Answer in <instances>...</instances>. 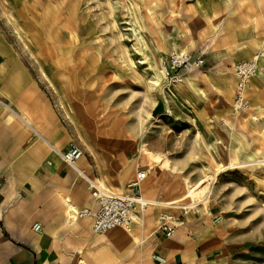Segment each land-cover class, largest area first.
<instances>
[{
    "label": "rangeland",
    "instance_id": "374dc122",
    "mask_svg": "<svg viewBox=\"0 0 264 264\" xmlns=\"http://www.w3.org/2000/svg\"><path fill=\"white\" fill-rule=\"evenodd\" d=\"M0 36L20 67L18 76L36 89L20 99L28 116L13 110L36 120L40 132L56 134L64 144L57 151L78 145L84 153L78 163L83 162L95 185L117 195L131 193L137 172L145 171L139 188L149 181L159 186L162 198L167 196L162 202H177L185 198L187 185L203 184L207 191L212 183L206 200L185 198L173 206H156L155 221L165 209L184 207L190 213L211 205L221 218L214 230L218 251L198 264H264V0H0ZM172 53L204 59L205 65L175 84L163 70ZM253 58L259 73L247 87L249 108L235 113L234 67ZM4 111L8 121L25 131L24 141L29 139L12 150L0 148L3 219L12 215L15 221L16 205L27 196L7 194L16 187L17 163L2 162L3 156L12 151L21 160L41 145L65 163L9 109ZM21 134L15 131L12 140ZM141 150L158 154L168 165L150 171L148 155L138 156ZM76 178L59 180L49 195L43 194L46 185L39 184L25 203L35 205V222L61 225L57 238L61 234L76 243V264H88L76 222L89 223L78 216V221H68L65 209L66 199L73 200L76 212L92 206L94 188ZM156 207L141 212L125 230L133 232ZM0 239L3 264L9 239ZM95 258L102 264L101 256ZM128 262L137 264L133 255ZM113 264L126 261L116 256Z\"/></svg>",
    "mask_w": 264,
    "mask_h": 264
},
{
    "label": "crops",
    "instance_id": "0c3cea01",
    "mask_svg": "<svg viewBox=\"0 0 264 264\" xmlns=\"http://www.w3.org/2000/svg\"><path fill=\"white\" fill-rule=\"evenodd\" d=\"M19 68L17 61L12 59L10 47L0 36V101H2L0 103V148L6 147L12 150L14 146L27 145L29 140L24 141L26 140L24 139L25 131L20 126L13 125L11 121H8L4 108L9 109L49 148L63 147L64 144L59 142L56 134L40 132L33 122L36 120L31 118L29 120L13 110V108L18 109L23 115L28 116L26 114L29 113L23 109L20 99L23 95L36 90L30 81L18 76ZM253 92L260 101L259 89L255 88ZM35 106L37 107V105ZM15 131L22 133L20 139L17 136V141L12 140ZM16 142L18 143L16 144ZM10 152L6 154V158L3 156L2 162L17 163L16 172L13 174L15 175L13 183L16 187L7 194L17 197L25 195L27 198H22V202L17 203L16 206L20 208L16 210L17 219L15 221L10 219L12 215L3 219L5 205H1L0 200V223L4 222L2 225L6 229V236H4L3 230L0 228V237L9 239L5 244L7 251L4 252L3 264H76L79 257L76 243L68 241L66 236L62 237L61 234L57 238L56 229L61 225L52 227L47 219H38L35 222V205L29 206L25 201L32 196L30 191H34V188L39 184L46 185L44 189L46 192L44 191L43 194L49 195L54 192L56 183L61 179L69 181L76 176V179L84 180L81 174L77 175L78 170L90 177L83 162L78 163L76 168H72L70 174L71 169L66 164L60 163L51 151L41 145L36 146L31 156L21 160H17V156H13L12 151ZM43 163V172H38V165ZM39 181L42 182L39 183ZM140 193L141 198L147 202L143 213L154 205L155 207L158 205L173 206V204H169L171 202H162L163 199H167V196L162 198L159 186L152 185L149 181L140 187ZM0 194L5 193L2 191ZM124 194H130V192L125 191L122 195ZM95 206L94 201V204L89 208H95ZM176 208L165 209L166 212L160 214L171 215L179 220L176 232L169 238L157 230L155 215L160 210L157 207L151 209L146 217L144 216V223L137 224L133 232L126 231L124 227H116L102 235L93 234L89 219L83 218L89 225L86 222L78 221V217L75 215V203L72 199H66L65 210L69 213L68 221H78L76 226L82 234L81 242L78 244L85 253H89L86 256L88 264H96L98 260L95 256H101L102 264H113L116 256L121 257L128 264L130 255H133V261H136L137 264H162L154 260L155 256L162 258L163 264H198L211 259L218 251L217 234L214 231L217 224L214 223V219L220 216V212L211 205L206 208L200 207L187 214H184L182 208ZM24 210L27 212L25 220L22 219ZM139 214L142 213L137 209L136 218L139 217ZM34 222L41 225V232L34 231ZM8 229H16V231L13 230L12 233ZM1 241L3 240L0 239V243Z\"/></svg>",
    "mask_w": 264,
    "mask_h": 264
},
{
    "label": "built area",
    "instance_id": "2783aa9c",
    "mask_svg": "<svg viewBox=\"0 0 264 264\" xmlns=\"http://www.w3.org/2000/svg\"><path fill=\"white\" fill-rule=\"evenodd\" d=\"M205 65V60L195 58L185 53H172L163 62V70L167 77L175 84L182 83L184 76L195 68ZM259 73L258 61L253 58L249 61L240 62L234 67V74L237 84L234 97L235 113L244 112L249 108L247 99V87ZM2 103V101H0ZM62 161L70 168H73L84 156L82 149L75 144H70L64 151L57 152ZM147 178V172L138 171L136 181L129 188L130 194L114 195L105 193L103 190L94 189L95 208H87L78 212L79 218H87L91 221V230L94 234H105L116 227H129L135 222L136 211L144 212L147 202L141 198L139 185ZM187 214V208L182 209ZM221 218L214 219L219 224ZM179 225V220L171 215H160L157 220V230L167 238L174 235ZM34 231L41 232V225L35 224ZM158 263H164L160 257H154Z\"/></svg>",
    "mask_w": 264,
    "mask_h": 264
},
{
    "label": "bare ground",
    "instance_id": "6f19581e",
    "mask_svg": "<svg viewBox=\"0 0 264 264\" xmlns=\"http://www.w3.org/2000/svg\"><path fill=\"white\" fill-rule=\"evenodd\" d=\"M25 3V2H24ZM18 5V4H17ZM45 6V5H44ZM73 6V5H72ZM47 7V6H46ZM206 8V7H205ZM204 8V9H205ZM201 9V8H200ZM206 9H208V8H206ZM197 10V9H196ZM211 10V9H210ZM43 11V10H42ZM203 12V11H202ZM207 13V12H206ZM44 14V13H43ZM205 16V15H204ZM43 20V19H42ZM56 24V23H55ZM65 25H66V23H64ZM68 25V24H67ZM41 26V25H40ZM68 28V27H67ZM64 29H65V27H64ZM65 30H67V29H65ZM70 32V31H69ZM68 34V33H67ZM48 40V39H47ZM47 40H46V42H47ZM209 40V39H208ZM49 41V40H48ZM246 41V40H245ZM184 43H186V42H184ZM205 44V43H204ZM203 44V45H204ZM257 44V43H256ZM251 45V44H250ZM52 46V45H51ZM53 46H54V43H53ZM239 46V45H238ZM237 46V47H238ZM248 46V45H247ZM38 47V46H37ZM203 47V46H202ZM183 49V48H182ZM204 49V48H203ZM260 49V48H259ZM41 50V49H40ZM237 50V49H236ZM42 51V50H41ZM44 54V53H43ZM256 54V53H255ZM53 55H54V53H53ZM66 55V54H65ZM256 56V55H255ZM50 58V57H49ZM262 58V57H261ZM55 59V58H54ZM54 61V60H53ZM58 61V60H57ZM224 72V71H223ZM230 73V72H229ZM262 75V74H261ZM262 77V76H261ZM206 80V79H205ZM229 80V79H228ZM155 84L156 85H160V83L158 82V81H155ZM213 87V86H212ZM253 93V99L255 100V93L254 92H252ZM226 97V96H225ZM225 99H227V98H225ZM259 99L256 97V102L258 101ZM217 101V100H216ZM259 102V101H258ZM257 102V103H258ZM213 107V106H212ZM256 108V107H255ZM235 112V111H234ZM230 114V113H229ZM256 116V115H255ZM78 118V117H77ZM252 118V117H251ZM256 118V117H255ZM222 120V119H221ZM224 120V119H223ZM241 121V120H240ZM192 122H194V120L192 121ZM240 123V122H239ZM243 123V122H242ZM258 123V122H257ZM194 124V123H193ZM108 127V126H107ZM127 131H128V129H127ZM253 135V134H252ZM255 135V134H254ZM249 136V135H248ZM107 139V138H106ZM111 139V138H110ZM231 141V140H230ZM108 142V141H107ZM117 143H119L118 142V140L116 141ZM54 144H55V142H53ZM113 143H115V142H113ZM108 144H109V142H108ZM128 146V145H127ZM130 146V145H129ZM140 146V145H139ZM118 147V146H117ZM52 149L53 150H56L57 151V146L56 147H52ZM139 149V148H138ZM141 149V148H140ZM123 150V149H122ZM256 151H258V150H256ZM57 152H59V151H57ZM127 153V152H126ZM109 154V153H108ZM236 154H238V153H236ZM242 154V153H241ZM145 155H148L147 157H148V160H149V163H150V165H151V169H150V171H154V172H157L158 171V167L160 166V165H163V166H167L168 165V163H166V162H164L163 160H161V157L160 156H158V154H153V153H151V152H144L143 150H141L140 152H139V154H138V156H145ZM114 157V156H113ZM243 157V156H242ZM242 157H240V158H242ZM137 158V157H136ZM230 160H231V158H230ZM238 161V160H237ZM242 161H243V159H242ZM78 164V163H77ZM77 164L73 167V168H76V166H77ZM128 164V163H127ZM234 164V163H233ZM236 164V163H235ZM137 166V165H136ZM233 166V165H232ZM165 169V168H164ZM160 170V169H159ZM177 170V169H176ZM162 171V170H161ZM160 171V172H161ZM175 171V170H174ZM223 170H219V172H217V174L215 175V177H213L214 178V180H215V178L217 177V175H218V173H220V172H222ZM224 171H225V169H224ZM227 171V170H226ZM123 172H124V169H123ZM167 172V171H166ZM170 172V171H169ZM176 172H178V171H176ZM77 173V175L78 174H81V176H82V178L85 180V181H88L90 184H91V188H94V189H99L100 191H104L105 193H109V194H114V193H112L111 191H109L108 189H106V188H103V187H100V186H97V185H95V182L93 181V179H91L86 173H83V172H81V171H77L76 172ZM173 173V172H172ZM179 174V173H178ZM221 175V174H220ZM161 176V175H160ZM122 177V176H121ZM161 178V177H160ZM181 178V177H180ZM212 178V179H213ZM182 180V179H181ZM212 183H209V188H208V190L206 191V186H204L203 184L201 185V184H195V185H193V186H191L190 184L189 185H187V193L185 194V198L187 199V198H191V200H193V201H195V200H200L201 198H203L204 197V199L206 200V199H208L207 198V195H209V193H211V189H212V185H211ZM93 189V190H94ZM93 194V193H92ZM114 195H117V194H114ZM206 197V198H205ZM185 198H181L180 200H178V201H182V200H185ZM177 201V202H178ZM177 202H171V203H169V204H175V203H177ZM152 203H154V202H152ZM191 205V204H190ZM192 206V205H191ZM198 207V206H197ZM196 209V208H195ZM139 210V212H141L140 211V209H138ZM193 211V210H192ZM76 216H78V212H76Z\"/></svg>",
    "mask_w": 264,
    "mask_h": 264
}]
</instances>
